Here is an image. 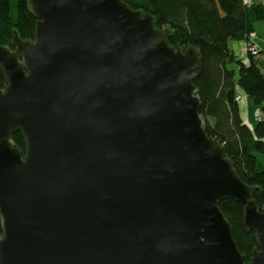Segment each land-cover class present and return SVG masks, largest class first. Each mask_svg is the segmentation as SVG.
I'll return each mask as SVG.
<instances>
[{
    "label": "water",
    "instance_id": "95a60500",
    "mask_svg": "<svg viewBox=\"0 0 264 264\" xmlns=\"http://www.w3.org/2000/svg\"><path fill=\"white\" fill-rule=\"evenodd\" d=\"M28 6L34 40L0 46V264H264L256 188L200 115V52L123 0Z\"/></svg>",
    "mask_w": 264,
    "mask_h": 264
},
{
    "label": "trees",
    "instance_id": "16d2710c",
    "mask_svg": "<svg viewBox=\"0 0 264 264\" xmlns=\"http://www.w3.org/2000/svg\"><path fill=\"white\" fill-rule=\"evenodd\" d=\"M134 10L153 17L155 27L171 30L166 40L186 51L193 46L202 55V74L194 81L201 100L200 115L207 133L226 148L234 168L244 183L256 188L253 200L264 211V72L261 61L250 53L246 64L232 49L229 41L248 42L255 25L264 21V5L245 4L243 0H123ZM38 18L28 0H0V46L15 51L14 37L34 40ZM246 41V42H245ZM6 85L0 67V88ZM238 90L259 106L261 118L250 127L244 122L237 100ZM25 155L21 131L12 137ZM220 209L233 227L240 252L250 261L258 248L255 231L245 227L242 203L228 199ZM2 233L0 225V235Z\"/></svg>",
    "mask_w": 264,
    "mask_h": 264
},
{
    "label": "crops",
    "instance_id": "0c3cea01",
    "mask_svg": "<svg viewBox=\"0 0 264 264\" xmlns=\"http://www.w3.org/2000/svg\"><path fill=\"white\" fill-rule=\"evenodd\" d=\"M252 3H261L264 5V0H252ZM255 32H256L257 36L253 40V42L260 51V56L255 58V59H259L261 61V68H262V71L264 72V21L258 22L255 25ZM238 56L246 64H249L250 56L247 53V50H246L244 43H243V51H240V55H238ZM238 91H239L238 92L239 96L237 98H238L241 116H242L244 122H246L250 127H253L254 125H256L257 122L255 124H253V123H251V120L247 117V107L249 108V99H245L244 94L241 97L242 92L240 90H238ZM245 95H247V94H245ZM258 110H260V108H258ZM257 121H258V119H257Z\"/></svg>",
    "mask_w": 264,
    "mask_h": 264
},
{
    "label": "rangeland",
    "instance_id": "374dc122",
    "mask_svg": "<svg viewBox=\"0 0 264 264\" xmlns=\"http://www.w3.org/2000/svg\"><path fill=\"white\" fill-rule=\"evenodd\" d=\"M229 45L232 48V50L236 52L238 55H240V51H243V41L230 40ZM242 95L243 93L241 94V97ZM244 98L249 99V108L247 107V117L251 120V123L255 124L256 122H258L257 119L259 120L257 116L258 114L257 112L259 111L258 110L259 106H257L254 103V100L250 96L244 94ZM261 159L264 163L263 156L261 157Z\"/></svg>",
    "mask_w": 264,
    "mask_h": 264
},
{
    "label": "built area",
    "instance_id": "2783aa9c",
    "mask_svg": "<svg viewBox=\"0 0 264 264\" xmlns=\"http://www.w3.org/2000/svg\"><path fill=\"white\" fill-rule=\"evenodd\" d=\"M245 4H251L252 0H243ZM256 37V33L252 32L251 34H249L248 36V42L244 43L246 50L248 53H250L252 56L254 57H258L260 55V51L257 48V46L254 44L253 40ZM238 99V98H237ZM258 118H261V114L258 113L257 114Z\"/></svg>",
    "mask_w": 264,
    "mask_h": 264
},
{
    "label": "bare ground",
    "instance_id": "6f19581e",
    "mask_svg": "<svg viewBox=\"0 0 264 264\" xmlns=\"http://www.w3.org/2000/svg\"><path fill=\"white\" fill-rule=\"evenodd\" d=\"M155 25V24H154ZM164 30H167L168 32H171V30L169 29V28H167V27H164L163 28ZM159 30V29H158ZM162 31V30H161ZM167 35V34H166ZM165 38H166V36H165ZM169 43V42H168ZM172 47H174V46H172ZM175 48H177V47H175ZM181 48V47H180ZM182 49V48H181ZM189 49H194V50H197L195 47H193V46H191V47H189ZM230 49H232L231 47H230ZM183 51V50H182ZM183 52H185V51H183ZM197 94V93H196ZM198 95V94H197ZM199 97V96H198ZM200 98V97H199ZM261 111L259 110L258 111V113H260ZM202 117V116H201ZM203 119V118H202ZM203 122H204V120H203ZM211 136V135H210ZM213 137V136H212ZM214 139H216V140H218L217 138H215V137H213ZM219 141V140H218ZM221 143V142H220ZM222 144V143H221ZM226 217V216H225ZM228 220V219H227ZM244 222H245V219H244ZM246 227V226H245ZM234 236V235H233ZM234 240H235V238H234ZM236 241V240H235ZM257 242V241H256ZM238 247V246H237ZM256 249H258V248H256ZM244 255V254H243ZM250 259H251V256H250ZM247 263H250V261L248 262V259H247Z\"/></svg>",
    "mask_w": 264,
    "mask_h": 264
},
{
    "label": "clouds",
    "instance_id": "9594fccd",
    "mask_svg": "<svg viewBox=\"0 0 264 264\" xmlns=\"http://www.w3.org/2000/svg\"><path fill=\"white\" fill-rule=\"evenodd\" d=\"M255 33H256V32H255ZM256 36H257V34H256ZM255 38H256V37H255ZM255 38H254V39H255ZM247 53H248V52H247ZM248 54H249V53H248ZM259 56H260V55H259ZM259 56H258V57H259ZM253 57H254V56H253ZM256 58H257V57H256ZM237 100H238V99H237Z\"/></svg>",
    "mask_w": 264,
    "mask_h": 264
}]
</instances>
